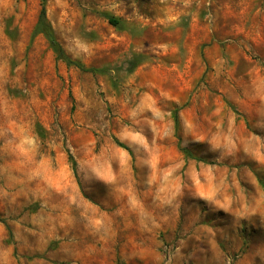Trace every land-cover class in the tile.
Instances as JSON below:
<instances>
[{"label": "rangeland", "instance_id": "rangeland-1", "mask_svg": "<svg viewBox=\"0 0 264 264\" xmlns=\"http://www.w3.org/2000/svg\"><path fill=\"white\" fill-rule=\"evenodd\" d=\"M46 8L96 71L0 0V264H264V0Z\"/></svg>", "mask_w": 264, "mask_h": 264}, {"label": "trees", "instance_id": "trees-1", "mask_svg": "<svg viewBox=\"0 0 264 264\" xmlns=\"http://www.w3.org/2000/svg\"><path fill=\"white\" fill-rule=\"evenodd\" d=\"M109 21L113 25L117 24L116 20H114L111 17H109ZM40 34L43 35L46 38L50 48L56 54V57H57L58 60H61V61L65 62L68 66H75V67L79 68L82 71H90V72L96 71V70H93V69H86L83 64H81L80 62L72 60L67 55L66 51L64 50V48L62 47L60 42L57 40L55 31H54L51 23L49 22V20L47 18L46 0H41V10H40V13H39L37 24H36L34 32H33V37H35L37 35H40ZM175 123H176V126L178 128V116H177V114H175ZM116 143H117V145L119 147L124 148L126 150H129V148L127 146H125L123 143L119 142L118 140H116ZM181 151L185 154V156L187 158H194L193 154L191 153V151L188 148H182ZM70 161L72 163V169H73V171L76 174L77 164H76V161L74 160V158L71 155H70ZM200 161H202V160H200ZM7 229H8V232H9V236L12 239L13 234H12V231L9 228V226H7Z\"/></svg>", "mask_w": 264, "mask_h": 264}]
</instances>
